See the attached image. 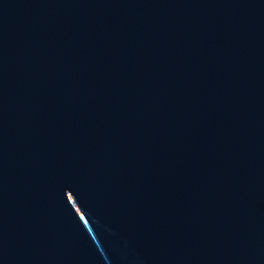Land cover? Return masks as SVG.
Listing matches in <instances>:
<instances>
[{
	"label": "water",
	"instance_id": "obj_1",
	"mask_svg": "<svg viewBox=\"0 0 264 264\" xmlns=\"http://www.w3.org/2000/svg\"><path fill=\"white\" fill-rule=\"evenodd\" d=\"M0 264H264V0H0Z\"/></svg>",
	"mask_w": 264,
	"mask_h": 264
}]
</instances>
